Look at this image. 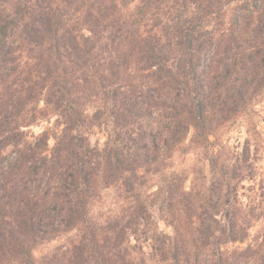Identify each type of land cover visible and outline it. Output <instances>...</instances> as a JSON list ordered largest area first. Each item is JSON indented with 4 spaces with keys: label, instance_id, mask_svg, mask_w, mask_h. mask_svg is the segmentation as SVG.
I'll use <instances>...</instances> for the list:
<instances>
[{
    "label": "trees",
    "instance_id": "1",
    "mask_svg": "<svg viewBox=\"0 0 264 264\" xmlns=\"http://www.w3.org/2000/svg\"><path fill=\"white\" fill-rule=\"evenodd\" d=\"M263 99L264 0H0V264H135L119 245L146 234L151 178L186 217L153 238L160 263L249 264L231 245L264 220L240 198L256 160L220 139ZM186 140L200 188L165 171ZM111 189L134 206L99 220Z\"/></svg>",
    "mask_w": 264,
    "mask_h": 264
},
{
    "label": "rangeland",
    "instance_id": "2",
    "mask_svg": "<svg viewBox=\"0 0 264 264\" xmlns=\"http://www.w3.org/2000/svg\"><path fill=\"white\" fill-rule=\"evenodd\" d=\"M253 110L254 114L252 116H241L230 123L227 129L224 130L220 140L231 151H238L243 147L246 138L250 139L251 153L256 160V189L251 187L253 185L251 181L245 182L246 187L240 191V198L245 205L256 207L262 202L264 207V99L256 102L253 105ZM207 168L208 165L204 159L203 149L188 140L175 147L165 165L166 173L177 172L180 174L181 178L184 179L186 189L191 186L193 181L199 188L207 185L208 180H205V176L209 174ZM156 181L157 179L151 178L148 185L142 189L144 193L142 201L153 217L142 218V222L146 226L142 224L140 230H146V234L141 236L140 231H138V241L133 239L128 241L130 238H126L119 245V250L124 254L126 260L131 259L135 264H162L159 261V256L152 248L153 238L157 237L160 232L173 235V226L186 222L184 214L175 212V216L171 215L167 204L163 203L162 199L155 195L157 190ZM261 192L262 194H260ZM133 206L120 190L111 189L101 192L100 198L96 200L94 205L93 214L95 218L105 220L117 215L121 209ZM57 244V242L42 244L37 251V255L47 254ZM247 246L250 247L249 264H256L257 253H259L260 249L264 255V220L253 223V227L249 230L248 241L245 244L231 245V249ZM109 257L114 258L112 253Z\"/></svg>",
    "mask_w": 264,
    "mask_h": 264
}]
</instances>
